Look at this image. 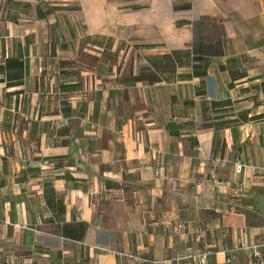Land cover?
Wrapping results in <instances>:
<instances>
[{
    "label": "crops",
    "instance_id": "obj_1",
    "mask_svg": "<svg viewBox=\"0 0 264 264\" xmlns=\"http://www.w3.org/2000/svg\"><path fill=\"white\" fill-rule=\"evenodd\" d=\"M256 244L264 0H0V264Z\"/></svg>",
    "mask_w": 264,
    "mask_h": 264
},
{
    "label": "built area",
    "instance_id": "obj_2",
    "mask_svg": "<svg viewBox=\"0 0 264 264\" xmlns=\"http://www.w3.org/2000/svg\"><path fill=\"white\" fill-rule=\"evenodd\" d=\"M237 172H241L244 168V165L242 164V162H238L237 164ZM244 249L251 251L252 253V259H253V264H261L262 263V251H261V245H254V246H244ZM123 255V254H122ZM123 256L129 257L131 259H135L136 261H141V263H152L149 259L143 258L142 256H140L139 254H124ZM201 258H199V261L201 264H206L207 263V256L208 253H203L202 255H200ZM190 257V256H189ZM188 257V258H189Z\"/></svg>",
    "mask_w": 264,
    "mask_h": 264
}]
</instances>
